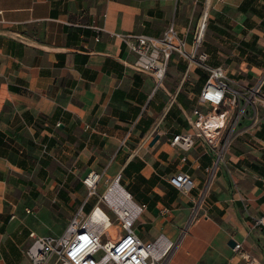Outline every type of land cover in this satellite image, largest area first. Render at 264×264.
<instances>
[{
	"label": "crops",
	"instance_id": "1",
	"mask_svg": "<svg viewBox=\"0 0 264 264\" xmlns=\"http://www.w3.org/2000/svg\"><path fill=\"white\" fill-rule=\"evenodd\" d=\"M198 15V0H0V264H31V232L61 234L81 207L92 210L83 182L92 171L98 188L120 176L121 192L145 205L135 228L175 243L168 264H249L230 239L264 264L253 219L264 214L263 109L216 168L209 217L183 236L215 157L202 137L187 151L169 141L195 133L188 117L208 73L174 55L156 87L114 35L159 36L175 24L191 38ZM207 18V62L249 88L264 71V0H211ZM180 170L196 180L189 194L169 182Z\"/></svg>",
	"mask_w": 264,
	"mask_h": 264
},
{
	"label": "built area",
	"instance_id": "2",
	"mask_svg": "<svg viewBox=\"0 0 264 264\" xmlns=\"http://www.w3.org/2000/svg\"><path fill=\"white\" fill-rule=\"evenodd\" d=\"M96 28L103 30L101 27ZM198 30L193 32L191 42L188 32L180 31L175 24L168 25L159 36L136 32L114 33L136 54L134 68L151 73L156 87L163 85L174 55L187 61L188 66L198 65L208 73L197 107L188 117L195 133H179L169 141L171 145L187 151L193 147L195 136L202 137L215 157L203 186L193 199V211L182 230L184 234L199 219L209 217L206 200L216 176V168L224 160L234 138L241 131L249 132L256 128L260 124V111H264V71L253 85L241 89L222 65L212 66L207 62L209 54L202 50L204 35L200 37ZM249 111L252 112L250 124L239 126ZM120 179V176L116 178L117 181ZM169 179L176 189L186 194L191 193L197 185L195 178L184 170L176 172ZM100 180L101 174L95 171L83 179L89 197L98 193ZM103 200L107 202L104 194L98 203L101 204ZM108 205L115 213L114 219L103 207L107 214H103L101 221H91L96 205L88 213L81 207L61 234L39 235L31 232L32 243L26 250L31 264H168L175 243L170 241L162 244L161 238L145 241L135 228V221L145 205L138 204L140 209L134 216L121 214ZM253 219L254 226L264 228V214ZM113 226L120 228L116 237L109 231ZM154 249L161 251L159 255L153 253ZM233 250L249 264H256L255 258L245 250L243 242L236 241Z\"/></svg>",
	"mask_w": 264,
	"mask_h": 264
},
{
	"label": "bare ground",
	"instance_id": "3",
	"mask_svg": "<svg viewBox=\"0 0 264 264\" xmlns=\"http://www.w3.org/2000/svg\"><path fill=\"white\" fill-rule=\"evenodd\" d=\"M211 0H208L207 2V9L206 12L203 13L200 22H199V30L200 37L204 35L205 28L207 25V17H208V7L210 5ZM119 181L115 180L113 183L107 188L104 195L106 197L107 202L117 209L118 212L121 214H129L131 216H134L138 209H140L138 206L136 207L120 190ZM127 212V213H126ZM103 214H107L103 207H100L98 204L96 205V211L91 216V221L98 222L101 221ZM110 231V230H109ZM165 239V238H164ZM166 240V239H165ZM163 241V240H161ZM167 241L166 243H168ZM165 243L164 241L162 244ZM163 251V250H162ZM161 251L154 249L153 253L156 255H159Z\"/></svg>",
	"mask_w": 264,
	"mask_h": 264
},
{
	"label": "rangeland",
	"instance_id": "4",
	"mask_svg": "<svg viewBox=\"0 0 264 264\" xmlns=\"http://www.w3.org/2000/svg\"><path fill=\"white\" fill-rule=\"evenodd\" d=\"M182 1H184V0H182ZM191 1H194V0H191ZM206 7H207V0H198L199 15H198V17L194 18L193 21H192V24H191L192 26H191V30H190V31H191V32H190V34H191V38L189 37L190 41L193 39V36H194V33H193V32H195L196 30L199 29V22H200V19H201L203 13L206 11ZM189 24H190V20L188 21V25H189ZM208 29H209V28H208V18H207V25H206L205 31L207 32ZM206 32H204V37H205V33H206ZM189 36H190V35H189ZM251 116H252V112L249 111V112L247 113V116L244 117V118L241 120L239 126H245V125L250 124V122H251ZM112 183H113V181H112V182H105V181H102L101 186H99V188H98V193H97V194H93V195H91L90 198H89V202L91 203L92 208H93L95 205H97V203H98V201H99V199H100V196H102V195L105 193V191L107 190V188H108ZM121 184H122V183H121ZM98 205H99L100 207H104L107 211L110 212L112 218H113V219L115 218V213L111 210V208L109 207V205H108L107 202H105V201L103 200V201H101V204L98 203ZM104 211H105V210H104ZM105 212H106V211H105ZM87 213H88V212H87ZM62 230H63V228H60V229H58V232H62ZM118 232H120V228H119V227L117 228L116 226H113V227L110 229V233H111V235H112L113 237H116ZM182 235L184 236V232H182Z\"/></svg>",
	"mask_w": 264,
	"mask_h": 264
},
{
	"label": "water",
	"instance_id": "5",
	"mask_svg": "<svg viewBox=\"0 0 264 264\" xmlns=\"http://www.w3.org/2000/svg\"><path fill=\"white\" fill-rule=\"evenodd\" d=\"M158 139H159V136L156 135V136L154 137V140L152 141V145H153ZM228 244H229L230 247L234 248L235 245H236V241H235L234 239H230L229 242H228Z\"/></svg>",
	"mask_w": 264,
	"mask_h": 264
},
{
	"label": "trees",
	"instance_id": "6",
	"mask_svg": "<svg viewBox=\"0 0 264 264\" xmlns=\"http://www.w3.org/2000/svg\"><path fill=\"white\" fill-rule=\"evenodd\" d=\"M84 208H85V206H84Z\"/></svg>",
	"mask_w": 264,
	"mask_h": 264
}]
</instances>
